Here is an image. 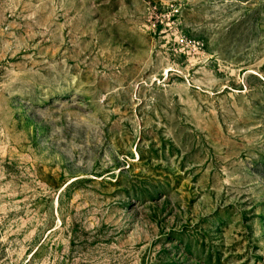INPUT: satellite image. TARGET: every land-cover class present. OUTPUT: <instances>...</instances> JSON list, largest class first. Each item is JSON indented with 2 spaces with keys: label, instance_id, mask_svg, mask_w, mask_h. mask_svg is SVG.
I'll return each instance as SVG.
<instances>
[{
  "label": "rangeland",
  "instance_id": "obj_1",
  "mask_svg": "<svg viewBox=\"0 0 264 264\" xmlns=\"http://www.w3.org/2000/svg\"><path fill=\"white\" fill-rule=\"evenodd\" d=\"M0 264H264V0H0Z\"/></svg>",
  "mask_w": 264,
  "mask_h": 264
}]
</instances>
